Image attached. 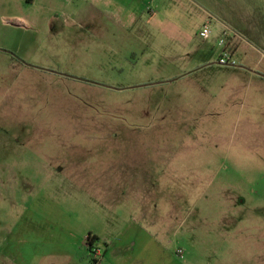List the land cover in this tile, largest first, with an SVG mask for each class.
I'll return each instance as SVG.
<instances>
[{
  "label": "rangeland",
  "instance_id": "rangeland-1",
  "mask_svg": "<svg viewBox=\"0 0 264 264\" xmlns=\"http://www.w3.org/2000/svg\"><path fill=\"white\" fill-rule=\"evenodd\" d=\"M23 1L0 13V264H264L263 34L148 1L157 47L131 56L103 0Z\"/></svg>",
  "mask_w": 264,
  "mask_h": 264
},
{
  "label": "crops",
  "instance_id": "crops-1",
  "mask_svg": "<svg viewBox=\"0 0 264 264\" xmlns=\"http://www.w3.org/2000/svg\"><path fill=\"white\" fill-rule=\"evenodd\" d=\"M148 1H152L153 6L156 5L157 9L160 8L157 0H103L101 8V15L103 17V39L109 51L116 52L120 49H126L129 55L137 56L138 53H143L142 55H144L146 53L144 51H150L152 48L157 47V44H155L156 42L153 40L152 33H146L144 29H138L136 27L138 19L142 20L143 18L141 8H143ZM215 1L216 0H209L207 4L202 5L203 9H201V14L204 15V18H214L218 25L222 26L231 23V20L248 21L255 26L258 33L263 34L262 41L264 40V9L257 0H242L230 7L218 5V8ZM0 4H2V6H0V13H5L6 19H22V17H19L20 13L19 16L16 15V8L20 10L24 8L23 4L25 5V3L23 0H5ZM155 16L151 15L146 24L151 25ZM130 25H132V27ZM258 25H261V27ZM168 27L169 26H166V29ZM111 28L117 29L121 33H115ZM260 41L261 40L257 38V42H253L258 45ZM249 44L251 43H248V45ZM239 46L240 44L237 43L234 49L235 52L239 49ZM190 49L191 46H189V50ZM209 50V48H205L203 51H198L202 60L205 59L206 56H209ZM131 65L137 66L138 64L133 62ZM203 67H205V64H198L195 67L187 66L181 71H196Z\"/></svg>",
  "mask_w": 264,
  "mask_h": 264
},
{
  "label": "built area",
  "instance_id": "built-area-1",
  "mask_svg": "<svg viewBox=\"0 0 264 264\" xmlns=\"http://www.w3.org/2000/svg\"><path fill=\"white\" fill-rule=\"evenodd\" d=\"M200 37L207 40L211 37V28L209 24H204L202 30L200 31ZM219 44L223 46L224 40H220ZM217 64L223 67H235L237 61L235 60L234 53L230 52L227 48H225L220 56L218 57Z\"/></svg>",
  "mask_w": 264,
  "mask_h": 264
},
{
  "label": "trees",
  "instance_id": "trees-1",
  "mask_svg": "<svg viewBox=\"0 0 264 264\" xmlns=\"http://www.w3.org/2000/svg\"><path fill=\"white\" fill-rule=\"evenodd\" d=\"M96 240V238H92L91 236L88 238V244L90 247H93V242ZM96 249V248H95ZM94 249V250H95ZM93 250V253H95V251ZM95 255V254H94Z\"/></svg>",
  "mask_w": 264,
  "mask_h": 264
}]
</instances>
